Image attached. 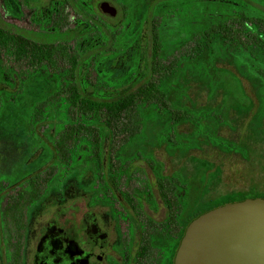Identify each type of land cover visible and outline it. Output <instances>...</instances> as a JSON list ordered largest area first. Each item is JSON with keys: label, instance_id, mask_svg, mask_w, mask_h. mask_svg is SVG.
<instances>
[{"label": "trees", "instance_id": "1", "mask_svg": "<svg viewBox=\"0 0 264 264\" xmlns=\"http://www.w3.org/2000/svg\"><path fill=\"white\" fill-rule=\"evenodd\" d=\"M7 2L0 0V8L7 9ZM32 2L38 7V1ZM261 2L264 0L149 1L140 23L126 18L119 24L122 35L134 36L141 28L147 31L151 40L148 77L136 88L116 95L103 93L113 87L94 69L84 77L81 75L87 59L90 58L89 63H96L93 58L111 48L115 32V26L106 23L99 9L95 10L85 0H51L52 19L42 16L48 28L41 25L39 29L24 31L0 24V76L10 79V74L18 73L23 66L24 81L42 73L52 87V91L33 105L27 132L40 140L51 135L54 159L50 166L14 186L19 191L10 195L4 205L13 226L17 224L15 228L22 230L18 222L23 220L27 207L42 202L72 176L80 180L87 175L91 178L92 205H112L117 194L130 205L140 204V200L153 204V197L158 196L162 204L173 208V213L177 208V182L182 181L184 229L192 219L210 209L245 198L264 197V189L253 185L247 190L206 198L219 177V170H212L210 166L202 177L198 197L191 204L186 192L190 178L183 172L185 165L180 160L202 143L223 147L246 158L250 151L246 143L255 144L263 139L264 4ZM27 3L25 0L23 5ZM18 5H22L20 1ZM35 10L38 16L39 9ZM191 33L195 36L184 54L164 62L165 48L174 47ZM202 54L207 55L214 69L229 74L248 100L240 108L242 117H234L239 115L236 114L239 109L229 107L222 115L224 122L220 121L219 105L207 108L186 97V87L180 85V78H174L176 73L182 79L186 77L185 82H190L193 76L203 85H212L207 78L206 63L193 61ZM171 78L181 87V100L173 106L168 104L164 87L165 83L174 87ZM146 114L163 125L155 142L146 135L145 127L142 128ZM229 118L244 123L245 141L232 142L220 135ZM184 124L188 130L179 131L178 127ZM160 148L178 161V170L171 175L160 173L164 164L156 155ZM143 156L150 158L147 163L153 177H143L140 187L135 183L141 180L139 164ZM112 158L113 165L109 163ZM104 165L107 168L102 169ZM11 228L7 227L8 238Z\"/></svg>", "mask_w": 264, "mask_h": 264}, {"label": "rangeland", "instance_id": "2", "mask_svg": "<svg viewBox=\"0 0 264 264\" xmlns=\"http://www.w3.org/2000/svg\"><path fill=\"white\" fill-rule=\"evenodd\" d=\"M18 1L22 5H18ZM24 1L8 0L9 6H7V9L0 8V24L5 28L16 27L24 31L39 29L41 25L48 28L49 25H44L43 20L45 17L52 19L53 14L50 11L51 0H33L38 1V7L34 6L35 4L32 0H26L28 2L26 5H23ZM85 1L95 10H97L98 3L107 1L116 9V14L114 17H110L98 10L106 23L115 26L114 42L110 49L102 51V53L93 58L96 63H89L91 61L90 58L84 62L81 69L82 77L87 71L93 69L97 74L103 75L113 87V89L105 90L103 92L105 95H116L132 90L146 82L148 77V57L151 50L150 37L147 31L142 28L134 36L122 35L119 24L126 18H132L135 23H140L146 5L151 0ZM261 4L264 3L261 2ZM122 5L125 6V10H123ZM35 8L39 9L38 16L35 15ZM42 16H45L44 19ZM34 19L37 20L36 23L33 21ZM68 19L71 20L72 16ZM194 36L191 33L189 37L176 42L174 47L165 48L163 61L168 62L174 57L182 56L188 45L192 43ZM199 60L201 63H206L207 78L212 82V85L210 87L203 85L199 81H195L193 76L190 82H185L186 77L182 79L178 77L180 74L176 73L174 78H180L182 83L180 85L186 87L184 92L185 95H188L186 97L197 100L198 104H202L207 108L213 107L215 104L219 105L218 109L221 116L218 114V118L220 121L224 122L222 115L229 107L239 109V113H236L239 115L234 114V117H242L243 114L240 113V108L245 107L248 100L240 93V89L236 87L234 79L229 74L218 71L209 65L210 62L206 54L193 59V61ZM94 64L95 68L93 67ZM24 71L25 68L22 66L18 73L12 72L10 74V79L6 75H4V78L0 76V189L4 188L5 185L7 187L15 186L30 175L50 166L54 159L50 146L52 136L47 135L40 140L37 137H30L27 132V120L33 105L42 99L45 94L52 91V87L49 86L46 78L42 77L43 75L41 76L42 73L35 74L24 81ZM48 78L49 80L52 79ZM174 78L170 79L174 87L172 85L169 86V83H165L164 86L168 104L171 106L181 100V92H179L181 87L174 82ZM51 82L49 81L50 84ZM242 83L243 88L247 89L245 81H242ZM175 84L177 87H175ZM151 118L150 114L146 116V124H143L142 128L145 127L146 135L152 138V142H155V137L162 132L163 125L160 123L161 121L154 122ZM233 119L229 118L227 120L228 125L221 129L220 135L232 140V142H238L240 139L244 140V123L239 119ZM187 128L186 124L178 127L179 131H184ZM246 144H248L250 150L249 154H246V158H243L237 152L225 150L223 147H214L207 143H202L199 147H193L189 150L186 158L183 156L180 159L185 165L183 172L189 174L188 178H190V182L186 187L188 202L193 204L198 197L202 177L210 166H213L212 170L214 168L219 170V177L213 182L210 193L206 198L247 190L249 186L253 185L264 189V137L255 144L249 141ZM156 155L164 163L163 171L160 172L162 175L168 176L175 169L178 170V161L174 158L171 159L163 148L158 149ZM102 159L105 158L102 157ZM149 159V157H141L142 162L139 164V169L142 172L140 173V185H138L140 187L143 184L142 181H144L143 177H153V173L147 163ZM113 161L114 159L112 158L109 163L113 165ZM107 166H102V169L107 168ZM209 174L213 173L209 172ZM91 181V178L87 175L81 180L72 176L62 182L58 189H53L32 210L30 221H33V226L36 225L38 227L48 221H55L68 235L81 237L84 233L86 217H89V220L90 217H93L94 220L99 221L102 219L108 222L106 207H102L100 204L92 206L93 198L89 190ZM177 185L178 190H175L176 197L182 201L184 198L183 188L185 186L182 181L177 182ZM151 213L158 217L162 214V211L158 209L151 211ZM106 225L110 230L111 225H108V223ZM0 264H2L1 249Z\"/></svg>", "mask_w": 264, "mask_h": 264}, {"label": "flooded vegetation", "instance_id": "3", "mask_svg": "<svg viewBox=\"0 0 264 264\" xmlns=\"http://www.w3.org/2000/svg\"><path fill=\"white\" fill-rule=\"evenodd\" d=\"M19 189L6 185L0 189L2 264H173L184 233L178 197L173 213L158 196L153 197V204L140 200V204L130 205L117 194L112 205L97 203L106 207L108 222L86 217L84 233L77 237L68 235L55 221L33 226L30 215L38 204L27 207L18 222L22 230L15 228L17 224L13 226V220L7 218L4 205ZM158 209L162 214L155 217L151 211ZM105 222L111 225L110 230ZM7 227L11 228L9 238Z\"/></svg>", "mask_w": 264, "mask_h": 264}, {"label": "water", "instance_id": "4", "mask_svg": "<svg viewBox=\"0 0 264 264\" xmlns=\"http://www.w3.org/2000/svg\"><path fill=\"white\" fill-rule=\"evenodd\" d=\"M97 8L116 14L107 1ZM173 264H264V197L228 202L192 219Z\"/></svg>", "mask_w": 264, "mask_h": 264}]
</instances>
